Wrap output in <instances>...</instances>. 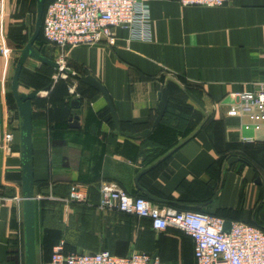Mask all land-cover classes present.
<instances>
[{"label":"crops","instance_id":"1","mask_svg":"<svg viewBox=\"0 0 264 264\" xmlns=\"http://www.w3.org/2000/svg\"><path fill=\"white\" fill-rule=\"evenodd\" d=\"M1 1L0 45L7 53L0 52V195L25 198L23 119L13 103L12 82L23 50L19 47L35 32L39 0ZM148 6L152 42L130 41L125 31L116 29L113 42L68 49L65 58L68 69L80 76L87 71L105 87L127 133L152 129L158 96L166 87L170 127L178 128L179 146L164 155L154 158V146L146 143L163 135L161 123L148 137L122 136L110 122L109 106L100 93L74 77L54 91L61 81H54L55 69L34 58L22 70L19 92L40 90L32 101L36 264L61 239L70 252H143L156 255L159 264H197L194 241L182 231L158 232L150 220L96 207L103 182H114L131 195L145 194L136 186L137 176L176 148L139 180L145 192L160 200H151L154 205L264 226V214L256 219L264 205V124L246 129L248 118L230 115L238 93L264 83V0H233L216 8L149 0ZM46 45L48 58L58 49ZM37 75L52 80V88L38 87ZM178 88L193 92L208 116ZM76 98L81 99L78 109L72 107ZM75 116L79 128L70 127ZM7 133L14 136L8 146ZM55 142L63 145L56 147ZM232 157L250 165L239 161L228 166L225 158ZM75 184L87 189L91 206L64 201ZM25 256L24 201L0 204V264H26Z\"/></svg>","mask_w":264,"mask_h":264},{"label":"built area","instance_id":"2","mask_svg":"<svg viewBox=\"0 0 264 264\" xmlns=\"http://www.w3.org/2000/svg\"><path fill=\"white\" fill-rule=\"evenodd\" d=\"M149 0H53L45 9L42 31L48 44L60 52V69L54 81L67 79L63 65L68 49L80 46H96L114 41V30L127 33L130 41L150 43L153 39L152 18ZM182 7H222L233 0H178ZM2 1L0 0V12ZM0 52L7 50L0 45ZM71 77V76H69ZM72 93L75 92L73 87ZM237 103L231 107L230 115L248 118L246 129H259L264 124V83L254 90L236 95ZM12 133L5 135V145L12 143ZM245 142H251L246 139ZM100 201L96 205L102 212H123L151 221L155 231L174 228L182 231L194 241L197 264H264V230L251 224L231 223L225 231L226 221L222 218L192 212L178 211L172 207L160 208L148 199L134 197L114 182H103ZM52 198V197H51ZM0 195V204L24 201ZM64 201L91 206L87 189L73 185L70 195ZM40 264H159L157 258L143 252H132L127 256H115L110 252L84 253L67 252L66 243L61 240L53 248L49 260Z\"/></svg>","mask_w":264,"mask_h":264},{"label":"water","instance_id":"3","mask_svg":"<svg viewBox=\"0 0 264 264\" xmlns=\"http://www.w3.org/2000/svg\"><path fill=\"white\" fill-rule=\"evenodd\" d=\"M45 5H46V0L38 1L37 21H36L35 32L31 40L27 44V46L21 52V55L16 65L13 82H12V94L16 100L19 114L23 119V126L21 129V142L24 148V152H23V172H24L23 193L25 196V199H24V229H25L26 264H36V211H35V199H34V181L31 175V157H32V101L37 97L38 92L35 91L30 94L20 93L19 92L20 76H21L22 70L28 58H34L38 60L39 62H42L46 65L53 67L56 70L61 68L57 62L52 61L42 56L35 48V44L42 32ZM64 72L68 74L69 76L76 78L77 80L89 86L90 88L96 90L98 93L102 95V97L106 100L109 106V109L111 111L114 126L117 132L122 136L132 138V139L148 137L152 133V131L161 123V121L163 120L166 114L169 99H168L167 88L164 87L162 92L158 96L159 104H158V110H157V118L153 124L152 129L146 130L139 134H132V133L124 132L121 129L120 122L118 120L113 102L107 90L105 89V87L97 79L91 76L87 71L84 72L83 76H80L79 74L74 73L68 68H66ZM185 92L188 95V97L195 104H197L208 116V112H207V109L204 103L201 100H199L196 96H194L192 93H190L189 91L185 90ZM80 105H81L80 98H76L72 101L73 108L78 109ZM70 127L79 128V120L77 116L71 118ZM176 150L177 148L171 151L170 153H168L162 159L158 160L155 164L151 165L149 168L144 169L137 176L135 180L137 188L140 191L144 192L146 196L152 201L160 202V200H158L157 198H154L153 196L145 192V190H143L140 187L139 180L142 176L151 172L153 169L157 168L160 164L166 161L170 156H172L175 153ZM239 161H241V158L232 157L228 160L227 164L228 166H231L232 164L239 162ZM257 182L260 183V179H258ZM230 226H231V222H226L225 231L229 232ZM156 257L157 256L155 255L153 258L155 259Z\"/></svg>","mask_w":264,"mask_h":264},{"label":"trees","instance_id":"4","mask_svg":"<svg viewBox=\"0 0 264 264\" xmlns=\"http://www.w3.org/2000/svg\"><path fill=\"white\" fill-rule=\"evenodd\" d=\"M53 0H47L46 1V7L52 2ZM40 42H44L45 44H48V42L46 41V39L44 38V34H43V31L41 32L36 44H35V48L39 45ZM25 47V46H24ZM20 50L22 49V46L20 45ZM36 50L41 53V51H39L37 48ZM42 56H44L43 54H41ZM44 65V63H43ZM50 67L49 65H46L45 64V68H48ZM22 75V73H21ZM21 78V76H20ZM34 81H35V84L40 87L42 90L44 89H48L49 90L52 88L53 86V81L52 80H49L45 77H42V76H35L34 77ZM34 84V85H35ZM60 86H65L66 87V84H65V81H59L57 84H56V87L54 89V91L60 87ZM185 90L189 91L190 93L193 94V92H191L188 88H184ZM183 88H178V91L180 92L181 95H184V96H188L185 92ZM93 91H95L96 93H98L96 90L92 89ZM37 91H40V90H37ZM194 95V94H193ZM195 96V95H194ZM13 99V98H12ZM16 100L13 99V103H15ZM110 111V109H109ZM111 113V111H110ZM173 116H176V114H173ZM181 117H179V119H183L184 116L183 115H180ZM171 120H172V115L170 114V110L167 111L166 115L164 116L163 118V121H161V124L159 125L158 127V130H161L163 133V135L159 138H156V137H151L150 139H148L146 141L147 144H151L154 146V150L152 152V156H154V158L156 157H160L161 155H164L165 153H167L168 151H170L171 149L179 146V142L176 141V132L178 131V128L177 129H172L170 127V124H171ZM110 122L114 125L113 123V120H112V114H111V117H110ZM54 145L57 147V146H60V145H63L62 142H55ZM230 158H225V160L228 162ZM241 161L244 162V163H247L248 162L244 159V158H241ZM250 165V164H248ZM131 195V194H130ZM134 197H141V198H145V199H148L146 197L145 194L143 193H138V194H135V195H132ZM149 200V199H148ZM91 201V200H90ZM150 202H152L151 200H149ZM92 203V202H91ZM153 203V202H152ZM78 204V203H77ZM154 204V203H153ZM80 205H86V204H80ZM168 207V206H167ZM162 208V207H160ZM164 208V207H163ZM173 208V207H172ZM174 209H177L178 211H185V210H181V209H178V208H174ZM112 213H119V214H122V215H126V216H133V217H137L135 215H130V214H126V213H123V212H112ZM260 214H264V205H260L259 206V209L256 213V219L258 217V215ZM139 218V217H138ZM140 219H144V220H148V219H145V218H140ZM251 225H254L256 227H259L260 229L264 230V226H262L261 224H258V223H255V224H251ZM61 240H64V239H61ZM61 240H59L55 245H57ZM65 243H66V251L67 252H70V250L68 249L67 247V242L66 240H64ZM55 245L52 247V249H49V253H50V256L48 258H46L44 261H47L50 259L51 255H52V252H53V248L55 247Z\"/></svg>","mask_w":264,"mask_h":264},{"label":"rangeland","instance_id":"5","mask_svg":"<svg viewBox=\"0 0 264 264\" xmlns=\"http://www.w3.org/2000/svg\"><path fill=\"white\" fill-rule=\"evenodd\" d=\"M25 45H27V42H23V44H22V49H24V46ZM39 51H41V53L43 54V55H45V50L48 48L47 47V45L44 43V42H40L39 43V45L36 47ZM21 49V50H22ZM49 55V57L48 58H50V59H52L53 61H60V56H61V52L59 51V50H57L56 52H53V54L52 53H50V54H48ZM63 65L64 66H66L67 67V60H66V58H65V61L63 62ZM54 73H55V75H54V77L58 74L57 73V71H53ZM61 80H63V79H61ZM70 80H73L71 77H67V79H65V80H63V81H65V82H67V81H70Z\"/></svg>","mask_w":264,"mask_h":264}]
</instances>
